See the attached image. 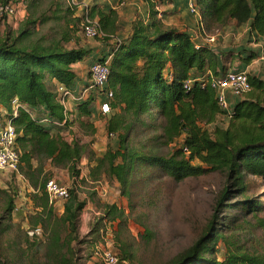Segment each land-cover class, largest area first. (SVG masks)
Returning a JSON list of instances; mask_svg holds the SVG:
<instances>
[{"label": "trees", "instance_id": "16d2710c", "mask_svg": "<svg viewBox=\"0 0 264 264\" xmlns=\"http://www.w3.org/2000/svg\"><path fill=\"white\" fill-rule=\"evenodd\" d=\"M22 2L29 16L17 36L3 35L0 30V105L7 110L17 131V149L21 155L19 171L34 188L30 197L35 212V225L52 221L55 224L52 245L70 246L77 239L78 219L87 201L77 193L65 201L64 211L55 216L49 203L46 184L53 173L46 165L69 168L80 175L77 163L89 154L92 181L106 173L119 182L122 194L132 198L135 177L149 185L154 180L169 177L183 181L213 171L227 177L217 203V211L199 239L172 264H264V254L250 252L228 238L217 224H227L230 230L236 222L231 214L240 210L257 216L264 212L263 198L248 197L254 176L264 181V77L249 73L252 89L234 105L232 118L222 127L210 129L218 123L221 113L216 92L210 85V75L224 74L226 59L231 53L217 52L208 45H200L185 31L165 25L158 11L151 6V21L137 19L132 33L112 47L108 88L113 113L107 116V130L118 135V148L109 147L96 156L89 143L79 138L65 139L55 128H49L31 117L24 109L14 115L12 100L30 108H43L52 119L63 122L65 108L58 99L57 86L72 88L76 73L74 65L85 60L90 50L68 44L79 42L83 16L76 15L77 7L67 0H0ZM201 16L202 31H212L234 20L237 26L250 23L251 31L264 35V0H195ZM90 16L98 19L99 28L109 36L117 35L120 26L116 10L104 12L91 7ZM51 23L49 30L34 39L37 25ZM223 56V57H222ZM259 56L249 50L245 62ZM207 72H209L207 74ZM194 78L189 87L186 81ZM93 97L77 104L79 126L87 135H96L91 121ZM71 125L67 120L65 126ZM167 148L166 151H164ZM96 156V157H91ZM86 182V180H84ZM7 193V192H6ZM95 200L96 191H89ZM237 197L243 198L235 200ZM100 215L89 237L102 238L104 219L125 220L124 207L102 201ZM15 210L14 199L7 200L5 215ZM62 229L69 237L62 238ZM229 230V231H230ZM226 246L224 256L218 257V244ZM127 252L120 256V264H130Z\"/></svg>", "mask_w": 264, "mask_h": 264}, {"label": "rangeland", "instance_id": "374dc122", "mask_svg": "<svg viewBox=\"0 0 264 264\" xmlns=\"http://www.w3.org/2000/svg\"><path fill=\"white\" fill-rule=\"evenodd\" d=\"M49 4L50 0H45L41 9L48 8ZM25 9L26 12L19 13L17 18L11 17L0 23L3 35L9 33L14 37L19 34L29 16L26 6ZM50 26V22L43 26L38 24L33 38L37 39L43 32H47ZM68 45L72 47L71 44ZM76 118L77 116L70 113L71 125L55 128L54 131L60 132L68 141L79 138L84 143H89L96 156H102L109 147L118 148V135L110 137L107 125L106 129H100L99 137L87 135L79 123L74 122ZM216 124L222 127L228 125L224 121H219L209 128L213 129ZM164 149L166 151L167 148ZM89 154L90 152L83 156L87 161L90 159ZM78 169L81 175L82 170ZM86 173H90V168ZM79 176L75 175L77 179ZM249 179L253 184L247 196L264 200V181L254 176ZM99 180L106 181L109 187L113 186L112 181H115L116 185L119 183L116 178L106 173H103ZM99 180L96 184L80 183L79 180L82 188L77 183L78 191L77 188L72 190V194L84 193L89 204L86 203L84 211L80 213L77 239L72 241L70 250V246L59 248L52 245L53 231L57 228L53 223L54 219L44 225H35L36 210L30 197L33 190H28V180L25 176L20 172H6L0 180V264H96L92 259V249L102 238L99 239L98 235L95 238L97 240H94L88 235L99 218V212H103L99 207L101 206L99 195L97 194L93 201L89 191H93L94 186L101 185ZM226 185L227 177L220 171L209 172L199 177H188L183 181H175L165 176L152 181L149 185H145L137 174L132 198L122 194L118 184L116 198L124 207L125 220L118 222L115 228L110 227L111 236L108 239L110 247L118 251L119 257L123 252H127L128 256L125 259H128L130 264H172L207 229L217 211L218 199ZM9 197L14 199L15 210L11 215L6 214L5 218H1L5 215ZM240 199L243 198L237 197L232 201ZM61 214L55 210V216ZM231 215L237 219L232 230L226 226L228 222L217 224V227L226 232L228 238L236 244L250 252L264 254V212L254 216L237 210ZM37 227H41V231L32 234ZM61 235L62 238L69 237L66 229H62ZM217 248V256L222 258L226 252L224 242L220 241Z\"/></svg>", "mask_w": 264, "mask_h": 264}, {"label": "crops", "instance_id": "0c3cea01", "mask_svg": "<svg viewBox=\"0 0 264 264\" xmlns=\"http://www.w3.org/2000/svg\"><path fill=\"white\" fill-rule=\"evenodd\" d=\"M88 5L91 7H100L104 12H109L110 10H116L118 16V25L120 26L117 31V37L126 39L132 33V25L137 19H141L144 22L148 23L151 21V6L154 5V9L158 11V17L162 22L167 26H173L178 28L181 31L188 32L196 43L202 45H208L217 52L222 53H231L233 58L226 59L224 57L226 64L228 65L227 70H245L248 73L264 77V35H258L251 31L250 23L237 26L234 20L228 21L227 24L216 27L212 31H202L200 27V14L191 12L190 4L195 0H85ZM16 16L12 18H17L19 13L22 14L26 12L25 5L19 2V6ZM76 15H82V9L77 7ZM82 32H78L79 42L70 43L72 47L81 46L90 50L89 56L81 61L77 62L74 65V71L76 73L75 84L72 89L76 92H81L89 83H90V72L89 67L94 61L102 60L104 57L108 56L112 52V47L115 44L113 39H91L83 37ZM212 38L211 42H208L207 39ZM249 50H256L259 53V56L253 59L249 64L245 62L246 54ZM223 57V56H222ZM263 57V59H261ZM225 70L224 72H226ZM209 72H207L208 74ZM94 96V95H92ZM231 103L235 105L239 100L243 98H235L234 96H229ZM92 116L91 121L97 128L96 136L100 133V129H106L107 125V116L101 115L100 113V101L96 100L94 96V101L90 107ZM6 109L2 108L0 105V125L4 123L7 119ZM71 113L73 116H77V107H71ZM108 134V133H107ZM99 137V136H98ZM91 163L85 158H82L77 167L81 168L82 174L79 176V179L75 177L70 171L69 168H60L50 165H46V170L53 173V177L60 183L71 184L74 182L84 183V180L88 183L96 184L97 181H92L89 177V174L86 173L89 170ZM105 178H103L104 180ZM27 180V179H26ZM98 187L99 189L96 193L99 195V198L102 201L115 202L117 201L116 187L119 183L112 181L113 186L109 187L107 182L100 181ZM29 189L33 190L34 188L30 185L28 181ZM81 186V185H80ZM82 188V186H81ZM102 188L105 189L107 196H103ZM94 191V190H93ZM83 195L84 197H80ZM79 197L82 200H89L84 193L79 192ZM32 202V201H31ZM54 210L63 213L65 207V200L57 201L53 206ZM92 207H88L91 209ZM84 211V210H83ZM84 216V215H83ZM100 216V215H99ZM118 221H114L113 225H117Z\"/></svg>", "mask_w": 264, "mask_h": 264}, {"label": "built area", "instance_id": "2783aa9c", "mask_svg": "<svg viewBox=\"0 0 264 264\" xmlns=\"http://www.w3.org/2000/svg\"><path fill=\"white\" fill-rule=\"evenodd\" d=\"M73 7H80L82 9L83 26L81 32L91 39H104L109 36L107 33L99 28L98 19H93L90 16V6L85 0H67ZM22 3V2H21ZM19 2L10 1L7 3H0V23L6 19L16 16L18 12ZM190 10L193 13L200 14L199 9L195 1L191 2ZM200 27L203 29V25L200 19ZM115 43L120 44L122 38L117 36L111 37ZM208 42L212 41V38L207 39ZM201 44L197 43V47ZM113 56L111 52L108 56L102 60L94 61L90 67V83L81 91L76 92L72 88H69L63 84H58L57 95L60 102L65 108L66 119L63 122L50 118L44 113L43 108H30L27 105L21 103L17 97L12 100V108L14 115L18 114L19 109H24L30 113L31 117L39 121L43 125L49 128L63 127L67 120L70 119L71 107H76L78 103H81L89 97H96V100L100 101V113L101 115L108 116L113 113L111 105V99L114 93L108 88L109 76H110V62ZM263 59V57H261ZM209 82L212 88L216 92V98L221 110L218 118L219 121L228 123L234 113V105L231 103L229 96L232 95L235 98H240L252 89V85L249 81V73L245 70H227L224 74L210 75ZM194 78L189 79L185 83V87L189 88ZM94 95V96H92ZM4 108V107H2ZM7 113V111H6ZM110 137L116 136L114 133L109 134ZM21 163V155L17 149V131L10 118H7L5 122L0 125V180L6 172H20L19 166ZM74 182L71 184H63L58 182L55 178L48 180L46 184V191L49 197V203L54 206L57 201L68 200L72 195V190L77 188L80 184ZM81 187V186H80ZM94 191L99 189L93 187ZM104 197L107 193L102 188ZM77 193V192H74ZM79 194V192L77 193ZM115 203V202H112ZM99 215L103 213L99 212ZM113 222L104 219V229L102 231V240L97 242L92 249V259L96 264H120L121 260L118 251L109 245L110 227L113 228ZM41 231V227L33 230L32 234Z\"/></svg>", "mask_w": 264, "mask_h": 264}]
</instances>
